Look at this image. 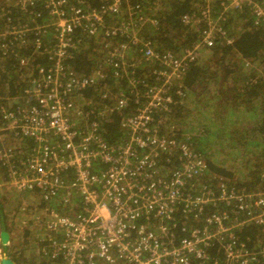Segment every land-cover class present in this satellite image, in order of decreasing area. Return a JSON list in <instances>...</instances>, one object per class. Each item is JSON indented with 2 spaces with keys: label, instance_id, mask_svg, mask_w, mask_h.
Instances as JSON below:
<instances>
[{
  "label": "built area",
  "instance_id": "obj_1",
  "mask_svg": "<svg viewBox=\"0 0 264 264\" xmlns=\"http://www.w3.org/2000/svg\"><path fill=\"white\" fill-rule=\"evenodd\" d=\"M30 1L15 0L12 6ZM126 1L106 0L100 9H87L78 5L81 0H44L55 43L44 48L38 37L33 45L52 66L33 68L29 57L13 54L28 74L18 94L0 97V166L5 169L0 192L20 195L14 225L26 238L10 234L3 244L0 237V264L10 252L22 256L24 249L31 255L28 264H264V246L251 249L237 234L244 225L258 226L264 240V191L239 192L211 176L194 145L196 135L178 136L169 122L173 82L219 41L233 43L225 28L230 18L247 14L264 28V0H189L194 11L181 21L194 40L176 54L160 52L139 34L143 28L157 30L158 22ZM28 33L40 36L45 30L11 27L1 36L0 57L6 58L12 39ZM78 34H86L85 46L96 45L105 58L87 77L67 61L80 46ZM130 44L139 45L145 61L165 68L157 72L156 86L134 93L141 105L121 123L123 144L113 145L102 136L112 97L100 82L108 70L135 85L127 78L136 68ZM98 87L97 95L84 94ZM126 106L121 93L115 108ZM19 136L32 141L30 153ZM224 209L242 218L232 219ZM215 248L221 259L212 256Z\"/></svg>",
  "mask_w": 264,
  "mask_h": 264
},
{
  "label": "trees",
  "instance_id": "obj_2",
  "mask_svg": "<svg viewBox=\"0 0 264 264\" xmlns=\"http://www.w3.org/2000/svg\"><path fill=\"white\" fill-rule=\"evenodd\" d=\"M11 1L13 0H0V42L2 34L13 26L26 29L40 27L44 28L45 33L40 36L28 33L12 39L6 58L0 57V97L4 98L18 94L25 87L21 78H26L28 74L26 67H18L13 61V54L29 57L30 61L35 63L31 65L33 68L34 66L50 68L52 62L48 55L44 51L40 52L43 55L36 53L33 44L38 37L43 41L44 48L51 49L55 43L54 32L49 30L51 23L49 11L42 3L44 0L30 1L24 7H13L15 0L12 3ZM81 1L83 3L78 5L87 9H100L106 0ZM126 2L129 7H140L139 14L144 17L152 16V19L158 22L157 30L151 27L143 28L140 29L139 34L148 41L153 40L151 42L160 52L165 54L170 51L176 54L182 51L181 49L187 48L194 40L190 28L181 21L183 15L194 11L195 4L191 1L127 0ZM225 28L228 35L233 38V43L219 41V44L203 57L189 65L181 79L173 82L171 92L174 97V110L169 122L179 130L176 132L178 136L196 135L194 145L207 161L211 176L224 178L227 184L239 192L264 191V28L255 26L247 15L230 18L226 21ZM86 36V34L77 35L80 46L73 52L72 58L67 59L74 72L81 77L90 76L105 59L96 45L85 46L88 39ZM130 46L132 47L130 58L136 68L131 70L127 78L133 79L135 85L130 86L132 82H128L126 77L113 78L108 70L103 71V80L100 82V86L106 90L108 96L112 97V100L108 101V109L110 106L111 110L107 111L108 116L102 122V136L113 145L123 144L125 132L121 123L141 105L143 99L140 97L135 99L134 93L140 90L143 95L145 90L156 86L159 83L156 79L157 72L165 68L158 62L145 61L139 53V45L130 44ZM0 56H2L1 50ZM101 87H98L97 91L90 88L84 94L87 97L94 93L97 95ZM121 93L127 98V106L123 109L115 108V98ZM155 117L159 118L160 113ZM193 122L198 124L199 129H203L208 122H213L214 125L201 133L197 127L192 129L195 131L187 132ZM202 134L207 137L206 139L217 134L213 142L218 149L212 151L210 146L201 144L204 140ZM17 138L26 150H30V153L34 146L32 141L23 136ZM12 143L11 138L5 139L7 146ZM225 151L227 157H231L230 161H216V157ZM4 170V167L0 166V175ZM3 202L4 199L0 198V229L6 231L8 226L7 217L3 215ZM224 211L229 213L232 219L242 218L237 217L234 210L224 209ZM177 222L179 225L176 231H179L181 224L180 221ZM257 227L244 225L237 230L240 240L251 249L264 246L262 229ZM211 254L215 257L219 254L218 258H222L216 248ZM10 259L15 263V259L11 256Z\"/></svg>",
  "mask_w": 264,
  "mask_h": 264
},
{
  "label": "rangeland",
  "instance_id": "obj_3",
  "mask_svg": "<svg viewBox=\"0 0 264 264\" xmlns=\"http://www.w3.org/2000/svg\"><path fill=\"white\" fill-rule=\"evenodd\" d=\"M13 1H11V3ZM242 15L246 17L247 14L246 15L245 14H242ZM111 20L113 21V23L116 22L115 21L116 20L115 18H112ZM145 32L148 33L147 30H145ZM143 70H145V69H143ZM207 117H209V115H207ZM197 125L193 122V124L189 127V130H187L188 127L186 128L187 132H191L192 129H196V127H197V129L201 133L205 129H211L212 128L211 125H214V123L213 122H208L207 125L203 129H199V127ZM193 131H195V130H192V132ZM214 136L217 137V134H214ZM214 136H212V137L210 136L208 139H206L207 137L204 134H202V137H203L204 140H202V143L201 144H206V145L210 146V148H212V151H215L218 148L214 145V142H213L214 139H215ZM226 153H227V151H225L221 155L217 156L216 157V161H218V162H224V161H227L228 160V162H229L231 157H227ZM11 208H12V206L10 207V210H11ZM3 211H4V208H3ZM6 217H7L6 224L8 226V230L4 231L3 229H0V237L2 238V234L3 233H7L8 234V241H9L10 236H11L10 234H14L16 236L18 235V237H21V239L26 238L25 237V233L22 230H20V228L18 227V225H14L15 224V220L11 221V218L9 216H6ZM31 238H32L33 244L36 243V241H35V235H32ZM9 249H10V247L8 245H4L3 246V251L4 252L7 251V253H9ZM10 253H9V255L11 256L12 259H15V263L16 264H28L30 262L29 256H31V255L28 256V251L26 249H24L22 256H21V252H13V254L12 253L10 254Z\"/></svg>",
  "mask_w": 264,
  "mask_h": 264
},
{
  "label": "crops",
  "instance_id": "obj_4",
  "mask_svg": "<svg viewBox=\"0 0 264 264\" xmlns=\"http://www.w3.org/2000/svg\"><path fill=\"white\" fill-rule=\"evenodd\" d=\"M23 196V195H21ZM0 198L4 199L5 202H3V208H4V214L5 216H9L11 218V221L14 220L15 215L17 213L18 204L20 201V195L19 196H11L8 193H2L0 192ZM12 206L11 210L10 207Z\"/></svg>",
  "mask_w": 264,
  "mask_h": 264
},
{
  "label": "water",
  "instance_id": "obj_5",
  "mask_svg": "<svg viewBox=\"0 0 264 264\" xmlns=\"http://www.w3.org/2000/svg\"><path fill=\"white\" fill-rule=\"evenodd\" d=\"M7 240H8V234L3 233L2 234L3 243H5ZM1 264H14V262L8 256H4V258L1 260Z\"/></svg>",
  "mask_w": 264,
  "mask_h": 264
},
{
  "label": "bare ground",
  "instance_id": "obj_6",
  "mask_svg": "<svg viewBox=\"0 0 264 264\" xmlns=\"http://www.w3.org/2000/svg\"><path fill=\"white\" fill-rule=\"evenodd\" d=\"M30 151V150H29Z\"/></svg>",
  "mask_w": 264,
  "mask_h": 264
}]
</instances>
